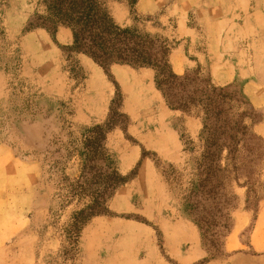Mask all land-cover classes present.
<instances>
[{
	"label": "rangeland",
	"instance_id": "rangeland-1",
	"mask_svg": "<svg viewBox=\"0 0 264 264\" xmlns=\"http://www.w3.org/2000/svg\"><path fill=\"white\" fill-rule=\"evenodd\" d=\"M41 2L0 0V264H264V247L253 244L264 203V132L259 129L264 106L246 91L249 81H264V27H250L251 13L263 11L264 0H244L245 11L235 17L244 10L240 0H140L133 14L127 4L108 3L119 25L169 41L177 75L192 73L239 97L230 106L248 127L247 148L240 154L245 166L240 186L233 183L228 190L229 205H223L224 198L207 204L212 226L205 236L182 201L193 159L201 152V118L170 109L153 70L115 64L106 73L69 50L73 39L60 48L59 85L49 84V70L42 80L27 76L20 42L30 23L44 14ZM18 12L26 19L20 30L15 28ZM211 19L220 20L214 29L207 27ZM39 29L55 40L58 31ZM213 31L218 40L224 37L221 50L228 61L242 70L229 84H217L209 71L207 40ZM115 82L122 99L114 105ZM256 88L264 92V84ZM112 107L122 118H115L117 126L104 142L109 161L100 164L108 171L111 163L110 170L127 183L108 199L109 214L93 218L78 239L70 240L71 217L83 205L69 203L68 186L80 177L88 131L104 125ZM126 155L133 165L123 172L120 158ZM170 166L183 175L182 188L167 183ZM215 203L224 206L222 211ZM191 230L206 254L199 261L185 257L190 244L181 248L184 259L174 254L177 238Z\"/></svg>",
	"mask_w": 264,
	"mask_h": 264
},
{
	"label": "trees",
	"instance_id": "trees-1",
	"mask_svg": "<svg viewBox=\"0 0 264 264\" xmlns=\"http://www.w3.org/2000/svg\"><path fill=\"white\" fill-rule=\"evenodd\" d=\"M110 1L127 4L133 14L140 0H42L44 14L38 15L30 23L28 31L46 28L56 33L62 26L70 28L73 32V45L69 48L71 52L89 57L106 73L115 64L153 70L156 87L170 109L201 118V152L193 159V176L182 192V201L187 213L205 236L212 226L211 220L205 216H209L208 210L211 209L207 204L213 205L224 198L223 205L228 206V190L234 187L233 183L239 185L240 171L245 166L240 154L247 148L248 127L241 119L235 118L230 106L233 102H239V97L229 93V88H214L208 81L194 77L192 73L177 75L170 62L172 48L169 41L135 27L119 25L108 8ZM115 85L118 94L114 105L122 99L117 82ZM115 118H122V115L112 107L107 122L88 131L90 135L83 143L80 177L76 183L68 186L69 203L77 201L83 205L71 217L68 226L70 240L78 239L93 218L109 214L108 199L127 183L126 177L115 169L110 170L111 163L106 166L111 173L104 177L108 171L100 164L109 161L104 142L108 133L117 126ZM138 171L139 167L134 174L137 175ZM165 175L172 188H182L183 175L173 166ZM214 205L219 208L223 206L220 203ZM213 215L211 213L210 217ZM210 247L216 246L211 243Z\"/></svg>",
	"mask_w": 264,
	"mask_h": 264
},
{
	"label": "crops",
	"instance_id": "crops-1",
	"mask_svg": "<svg viewBox=\"0 0 264 264\" xmlns=\"http://www.w3.org/2000/svg\"><path fill=\"white\" fill-rule=\"evenodd\" d=\"M240 2L243 5L244 10L237 11L236 13H238V15H234V17L239 16L243 11H245L244 0H240ZM217 11L218 10L216 7L213 12L217 13ZM17 18L19 20L16 22L15 28L17 30H20L24 27L26 19L23 18L22 13L19 12L17 13ZM251 19L253 25H250V27H264V10H254L253 13H251ZM207 21L209 22L207 27L210 29H214L218 22H220V20L216 21L215 19ZM245 26L249 30L247 24ZM14 33L15 31L11 32V35L13 36ZM72 39V33L68 28L65 27L61 28L58 31L55 40L50 37L46 30L43 29L32 30L25 33L22 36L20 47L22 48V52L24 55V72L26 73V75L31 76V78L34 77L42 80L45 77L46 70H49L52 72L49 84L59 85L61 83L59 68L62 55L60 48L72 44ZM224 44V37L221 36L218 40L216 37V32L213 31V33L211 32L208 36L207 54L209 59L211 60L209 71L214 78V81H216V83L220 85L229 84L232 81L236 80V78H238L240 75H242V70L238 66L232 64L230 60L228 61L226 53L222 52L221 46H223ZM125 83L127 82H124V84ZM261 83L264 84V81L259 78L249 81V83L246 84V91L252 98H254V103H256L257 106L262 107L264 106V100L260 99V97L264 95V92H260L256 88V85H259ZM2 84V73L0 71V88ZM259 129L264 132V124L260 126ZM142 164L143 163H141V166H144V164ZM132 165L133 163L131 162V158L129 155L122 156L120 158V166L123 172L129 171ZM253 237V244L256 246V248H258V246L264 247V203L262 204V207L260 209L259 217L256 220ZM184 244L188 246L190 244L189 248L192 249L191 251H188L186 253V258H192L193 256H195V261H199L205 258L206 254L200 246V241L195 230H191L186 234H182L180 238H177L175 244H173L174 249L176 250H174V254L176 256L179 254L178 256L182 257V259L185 258L181 253V248Z\"/></svg>",
	"mask_w": 264,
	"mask_h": 264
}]
</instances>
